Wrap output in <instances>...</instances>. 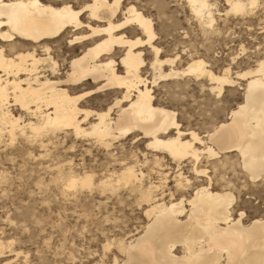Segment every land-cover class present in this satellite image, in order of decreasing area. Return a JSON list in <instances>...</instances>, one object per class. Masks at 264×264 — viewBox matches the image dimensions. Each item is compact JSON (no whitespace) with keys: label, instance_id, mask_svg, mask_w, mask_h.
Masks as SVG:
<instances>
[{"label":"bare ground","instance_id":"bare-ground-1","mask_svg":"<svg viewBox=\"0 0 264 264\" xmlns=\"http://www.w3.org/2000/svg\"><path fill=\"white\" fill-rule=\"evenodd\" d=\"M179 1L185 12L184 18L192 19L203 34L214 36H221V33L223 36V32L233 28L229 26L235 25H245L249 31L251 25L246 18L256 16V12H264V8L257 6L255 9L245 7L240 12L230 11L225 7L220 13L217 0ZM30 2L31 0H0V24L8 23L15 30L18 20L31 15L29 30L24 35L15 37L22 50L15 51V45H8L14 51V56L0 57V142L2 138H7L9 143L6 145H10L20 138L27 144L38 143V146L47 148L54 143L53 138H63L61 143L79 139L87 140L91 146L104 151V162L94 160L93 166L82 164L80 171L72 167L74 165L71 160L56 159V154L51 153L50 157L53 158L45 166L49 175L47 183L60 190L63 196L67 191L76 193L77 190H95L100 195L110 193L112 197L115 193L117 196V190L121 188L126 190L128 196L134 197L146 221L138 230L136 228L135 233H130L127 240L109 239L110 237L105 236L103 249L106 246L107 249L110 246L115 248V253L110 252L112 262L264 264V215L244 221L247 214L238 211V215L233 217L231 205L235 196L232 193L234 185L231 179L225 178L226 171L236 176V170L244 168L250 174H264V70H261L264 53L256 58L251 68L240 72L231 71L235 79L222 85L215 93L219 95L228 88L238 87L242 90V99L235 108L228 111L226 119L219 121L202 135L196 132L197 137L203 141L202 147L197 151L202 152L207 148L215 153L212 157L204 153L202 159L205 167L198 171L208 172L209 166L212 176L204 177L207 184L196 185L187 182L190 179L185 176L181 167L185 163L189 173L186 149L195 129L188 121V124L183 125L177 109L160 104L155 92L167 87L165 92L163 90L167 99L182 104V95L192 91L191 85H198L200 89L204 87L195 82V75H186L195 71L190 68L194 58L203 60L205 64L209 63L204 55H198V48L196 50L190 44H183L181 50L173 51L175 58L159 55L156 50H164L159 44L157 29L149 13V0H135V3L132 0H87L85 11L78 10V14L73 15L68 10L56 16L45 15L42 10L36 11L30 7ZM39 2L43 5V0ZM223 2L227 5L230 0ZM239 2L245 4V0ZM259 2L264 3V0ZM135 4L142 7L137 9ZM205 4L208 7H204ZM151 5L158 17L164 13V8L156 6L155 1ZM137 12L139 17L136 16ZM229 17L232 18L228 20ZM262 17L264 20V16ZM134 19L139 20L138 26H143L141 34L135 39L124 30L125 20ZM257 19L262 21V18ZM144 21L150 23L145 25ZM218 21L221 23L218 24ZM165 22L158 25L169 27ZM81 26L86 30H80ZM65 30L75 33L72 36L75 43L68 46L71 51L66 49L69 56L77 61L78 67L77 75L71 82L68 79L71 60L67 61L69 68L61 72L68 56L61 55L60 64L52 56V51H48L51 49L61 53V46L55 37ZM259 30L264 33V21ZM5 32L8 36L12 35L5 28L0 30V36ZM149 34L157 39H149ZM186 35L187 33L185 38ZM3 47L5 45L0 44V48ZM185 49L189 50L185 52ZM45 56L57 64L55 73L50 65L43 63ZM147 57H150L148 62ZM229 64L225 67L230 69ZM223 68L220 69L221 72ZM240 79L245 80L242 88L241 83L237 82ZM81 80L86 83H81L80 87L88 86L85 91L91 92V97L110 91L113 94L112 104L93 110L88 106L82 107L75 97L68 101L60 95ZM141 81L145 86H141ZM47 85L52 86L46 87ZM89 85H95V88ZM81 94L75 93V96ZM87 102L88 99L85 101L86 105ZM117 104L118 107L114 108ZM13 110L17 112L14 113ZM45 125L48 126L47 130L34 134V129ZM226 136L229 139H224ZM126 139L133 140V143L143 141L144 150L147 151L140 155L143 160L129 161L131 159H127L123 144L114 146ZM149 145L152 147L149 148ZM63 148L64 146L61 151L66 153V150H74V145L71 143ZM85 151L88 152L89 149ZM149 152L152 154L149 155ZM27 153L33 156L31 151ZM229 153H234L232 161L231 156L227 155ZM46 155L49 156L46 153L45 157ZM148 155L151 156L150 159ZM164 157L169 159L170 164L176 165L171 175L161 169L164 166L162 161L166 160ZM145 167L147 172L143 170ZM3 173L0 170V184L6 183V174ZM151 173L157 174L156 182L148 180ZM168 177H171V188L178 193V197L174 196L172 190L164 191ZM181 177L185 178V186L177 187ZM145 179L147 183L144 184ZM69 182H72L71 187L68 186ZM102 184L107 187H101ZM13 242L12 239L0 240V258L6 253L9 257L1 264H27V255L14 249Z\"/></svg>","mask_w":264,"mask_h":264},{"label":"rangeland","instance_id":"rangeland-1","mask_svg":"<svg viewBox=\"0 0 264 264\" xmlns=\"http://www.w3.org/2000/svg\"><path fill=\"white\" fill-rule=\"evenodd\" d=\"M153 1L156 2V6L164 8V13L160 17H158L156 10H153L155 9L151 5ZM180 3L179 0H149L148 5L151 9H149V13L156 26L159 36L158 41L162 50L177 52L181 50L180 48L183 44H190L196 50L198 48V55L214 58L219 69L231 63L229 66L232 72H240L241 70H247L248 67L251 68L256 58L263 55L264 33H260L259 30L262 21H264L262 17L264 16L263 11L258 12L259 16L256 12L255 15L257 17L250 16L246 18L249 25H251L249 31L247 30L248 28H245V25L229 26L233 28L225 33L223 32V36L221 33L219 37L209 33L203 34L192 19L184 18L185 12L184 9L182 11ZM223 5H225L224 2L221 4L220 0H217V8L220 9V13L225 8ZM165 13L167 17L164 16ZM186 15L188 16V13ZM186 15L185 17H187ZM231 18L229 17L228 20ZM257 18H262V21ZM164 21L170 26L166 28L163 25H158ZM217 23L220 24L221 22L218 21ZM162 31L164 36L161 35ZM181 33H183V36H181ZM185 33H187L186 38L184 37ZM189 33H191L192 39H189L188 43H184V40L188 39ZM241 47H243L244 51H242ZM174 48H177L175 49L176 51ZM207 48L210 49L208 50ZM60 52L63 57L69 56V52L64 48H61ZM185 57L182 56V58ZM232 58L235 59L232 61ZM146 59V62H148L150 57ZM59 62L62 64L60 59ZM237 82L241 83L240 88H242L245 80L240 79ZM87 87L83 89L85 90ZM190 87L192 91L182 95L184 97L182 104H177L167 99L164 95L167 87L155 92V97L160 104L177 109L180 117H182L183 125L188 124L187 121L190 122L193 129H200V131L196 132L201 135L219 121L226 119L228 111L231 108H235L236 104L240 103L242 99V90L238 89V87L228 88L229 90L226 89V91L221 93L222 95L215 94V115L209 120L207 113L201 111L208 101L202 95L198 85H191ZM209 95H212L210 91ZM108 99L113 100V94L110 91L101 92L88 98L87 106L90 109L99 110V107L105 108L106 105H109L107 104ZM13 112L16 113L17 110H13ZM2 139L0 142V170L1 172L4 171L3 174H6V176L4 175L6 183L0 184V240L12 239L14 241L13 248L27 255V264H69V262L71 264H97L98 261H112L111 253H115V248L110 246V249H103L105 236L110 237L109 239L127 240V236L135 233L136 228L138 230L139 226L145 223L146 220L142 215V209L138 207L134 197L132 195H129L131 196L129 197L124 189L120 188L119 191L117 190V196L115 193L112 197L110 193L100 195L95 190L91 192L86 190L80 192L77 190L76 193L75 191L71 193L67 191L63 196L60 190L47 183L49 175L46 166L53 158L50 157V153L52 155L56 154V159L71 160L72 165H74L72 167L77 171H80V165L82 164L93 166L94 160L96 162H104V151L91 146L89 141L76 139L61 143L63 138H53V144L51 143L47 148H42L38 146V143L30 145L20 138L15 139L13 144L6 145L9 141H6L7 138ZM132 141L130 139L120 140L114 146L123 144L127 159H131L133 153H135L138 156L135 160H143V156L140 155L142 152H147L144 150L143 141L140 140V142L134 143ZM71 143L74 145V150H66V153L61 151L63 146L67 148ZM87 148L89 149L88 152L85 151ZM28 151H31L35 158L31 154L28 155ZM46 153L49 156L46 155L45 157ZM149 153V155L152 154V152ZM154 154L160 156L158 153ZM227 155L231 156L230 161H232L234 153ZM164 158L166 160H163L162 163L164 166L166 164L168 166H163L161 169L171 175L172 172L174 173L176 165L170 164L171 162L167 157ZM182 165V171L191 180V176L187 172V165L185 163ZM207 167L208 172H210L209 166ZM230 169L227 170L230 171ZM96 170L98 171L97 167ZM143 170L147 172V167L143 168ZM154 170L156 169L154 168ZM226 173L225 178L231 179L234 188L237 189L235 190L236 192L232 191L233 196L235 195L231 205L232 216L236 217L240 211H244L243 213L247 214L244 221H247L249 220L248 218L264 215V211H262L264 209V199H261L260 192L247 189L239 190L235 174L232 172L228 174L227 171ZM209 175L212 176L211 173ZM148 180L156 182L157 174L151 173ZM192 182L196 185H205L207 184V179L203 178ZM145 183H147V179H145ZM172 185L171 177H168L167 186L163 189L164 191L167 189L172 190L174 196L178 197V193L171 188ZM168 186L169 188H167ZM7 256L6 253L4 257L0 258V264L6 258H9Z\"/></svg>","mask_w":264,"mask_h":264},{"label":"snow or ice","instance_id":"snow-or-ice-1","mask_svg":"<svg viewBox=\"0 0 264 264\" xmlns=\"http://www.w3.org/2000/svg\"><path fill=\"white\" fill-rule=\"evenodd\" d=\"M87 2V0H43V5L39 2V0H31L30 7L35 9L36 11L42 10L45 15L51 14L52 16H56L62 13L67 12L68 10H71L73 15L78 14V10L85 11L84 5ZM132 3H135V0H132ZM220 3L223 4V0H220ZM224 7L229 8L230 11H243L245 7L248 9H255L257 6L264 8V3L259 2V0H245V4H241L239 0H230V3L227 5H223ZM135 7L137 9H140L142 6L140 4H135ZM204 7H208L207 4L204 5ZM136 16L139 17V12L136 13ZM31 15L27 18H21L17 21L16 29H12L8 23L0 24V30L7 29V31L12 32L11 36L7 35V32H5L2 36H0V44H4L5 47L0 48V57H4L7 55H13L14 51L9 49L8 45H15V51H21V47L18 45L17 40L15 37L22 36L24 33L29 30V19ZM83 18V17H81ZM150 23L149 21H144V24ZM124 30L129 33V35L135 39L137 36L141 34L142 25H139V20H125ZM211 25H208L210 27ZM80 30H86L83 29L81 26ZM67 33V34H66ZM75 35V33H70L68 30H65V32H61L59 35L55 37L56 41L59 42L61 48L68 49L71 51V49L68 48L70 44H74L75 42L72 40V36ZM161 35L164 36L163 31L161 32ZM181 36H183V33H181ZM149 39L155 40L156 37H153L151 34H149ZM167 39V37H165ZM179 39V37H177ZM189 39H192L191 33L188 35V39H185L184 43H188ZM51 43V41H49ZM189 49H185V52H187ZM48 51H52V56L56 58V60H59L61 58L62 53H58L57 51H53L49 49ZM157 53L161 56L164 55H170L175 58V53L171 52L170 50L167 51H161L160 49L156 50ZM204 59H207L209 61L208 64H205L203 60L195 59L193 60V64L190 65V68H194V72L186 73V75L191 76L195 75L196 77V83L202 84L204 87L200 89L202 95L205 97V99L208 101L207 104L201 109L202 112L207 113V118L210 120L215 115V93L218 92L222 85L230 83L232 80L235 79V77L232 76L231 70L228 67H224L223 71L216 66V63L214 61V58L212 57H205ZM68 60H71V70L68 72V79L71 82L78 72L77 67V61L73 60L71 56H68L65 60L63 68L60 69L61 72L64 71V69L69 68ZM43 63L46 65H50L52 67L53 73L57 70V64L54 60L49 59L47 56H45ZM153 67H155V64H153ZM261 70H264V62L261 64ZM81 83H86V81H77L74 86L68 87L67 91H62L60 93L61 96L65 97L68 101H71L73 97H75V100H78L80 102V105L82 107L87 106L85 104L86 99L90 98L92 96L91 92L85 91L83 88L80 87ZM52 85H47L46 87H51ZM141 86H145L143 84V81H141ZM91 88H95V85H89ZM209 90H211L212 95H209ZM76 92L82 93L79 96H75ZM107 104H112V100L108 99ZM118 107L117 105L113 106ZM112 109H109L111 111ZM15 123H19V121H15ZM47 125H45L42 128L34 129V134L36 133H42L43 131L47 130ZM196 131H200L199 128H197L195 131L191 133V143L187 146V160H188V171L189 176H191V180H188V183H192V181L203 179L204 177H207L210 173L207 171H198V169H203L205 167L203 163V155L206 152L207 156L212 157L215 155V153H212L210 149L204 148L203 151H197V149H200L202 147L203 141L197 137ZM187 138V137H185ZM224 139H229V137H224ZM152 146L149 145V148ZM136 154L133 153L131 160H135ZM213 163L215 161H212ZM238 163V161H237ZM195 165V166H193ZM264 168V166H262ZM131 172V170H129ZM237 174L235 176V179L237 180V185L239 190L247 189L249 191H259L261 194V199H264V174L261 175H255L250 174L249 171L244 169H237ZM184 177H181V182L177 184V187H183L185 186L183 181ZM69 187L72 186V182H69ZM101 187H107L106 185H101ZM233 191L237 190L236 188L232 189ZM231 198V197H228ZM264 211V209H262ZM243 214V213H242ZM99 243V241H97ZM107 250V246L106 249ZM71 264V262H69ZM97 264H119V261L112 262V261H98Z\"/></svg>","mask_w":264,"mask_h":264},{"label":"clouds","instance_id":"clouds-1","mask_svg":"<svg viewBox=\"0 0 264 264\" xmlns=\"http://www.w3.org/2000/svg\"><path fill=\"white\" fill-rule=\"evenodd\" d=\"M66 183H67V181H66Z\"/></svg>","mask_w":264,"mask_h":264}]
</instances>
